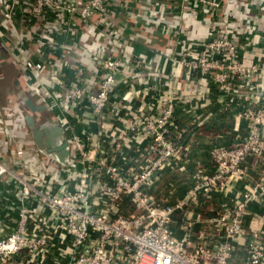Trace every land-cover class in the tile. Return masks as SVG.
I'll list each match as a JSON object with an SVG mask.
<instances>
[{"label":"built area","instance_id":"1","mask_svg":"<svg viewBox=\"0 0 264 264\" xmlns=\"http://www.w3.org/2000/svg\"><path fill=\"white\" fill-rule=\"evenodd\" d=\"M148 1L154 6L146 10V28L153 31L160 27L164 34L176 36L182 49L174 53L171 60L183 67L185 75L199 74L206 90L215 87L241 100L240 114L246 122L245 132L231 144L213 149L212 172L198 168L195 173L198 185L206 192L226 190L229 179L243 171L244 159L260 155L264 148V108L258 106L264 98L261 85L264 52L252 57L247 44H241L238 36L230 35V23L222 29L209 26L206 38L198 42V49L194 48L193 41L184 38L180 26H191L192 30L202 16L218 13L238 15L249 30L254 28L255 20L235 10L239 6L237 0H228L226 8L221 0H179L181 9L178 12L168 11L161 2L156 3L157 0ZM262 3L260 7L264 11V1ZM112 6L110 0H0V45L4 46L5 39L11 40L15 58L9 62L14 60L13 64L19 66L22 87L31 96L41 97V102L52 95L60 100L64 110L85 104L92 114L99 115L110 103L112 94L119 93L121 87H129L131 81L145 84L149 78L145 81L147 74L140 76L139 69L144 65L150 67V60L145 54L133 57L128 46L136 38L123 35L125 25L117 33L110 30L108 52H97L93 77L89 80L95 89L82 86L76 71L66 81L61 66L54 63L52 57L44 58L40 47L37 54L28 49L27 42L34 35L38 45L49 46L52 50L55 47L74 48L76 32H70L72 28L68 26L74 16L87 26L80 40L84 35L85 40H96L106 16L114 12ZM248 6L243 5L246 10ZM57 34H67L71 42L57 44ZM98 45L95 43V47ZM189 55L190 59L182 57ZM156 75L162 85H167L165 70H159ZM3 78L4 70L0 68V79ZM173 98L171 95L163 99L161 111L155 116H137L132 120L151 136L153 159L143 172L129 174L121 173L108 161L104 151L94 157L90 155L82 141L71 133L68 138L73 159H78L77 162L88 159L85 170L75 169L74 160L67 167L58 168L37 161L29 138L23 142L13 135L25 129L16 105L11 99L0 104V147L6 142L9 155L18 158V163L11 158L10 167L0 156V182H15L20 200L15 226L0 233V264H43L46 240L35 228L28 227L37 219L40 230L43 226L59 228L62 235L69 238L71 252L65 256L59 253L54 259L60 264H118L120 254L125 255L121 259L125 264H225L232 238L243 232L238 219L248 201L257 196L255 188L245 192L232 208L219 212L213 219L224 233L216 253L206 250L201 240L196 241L191 250L187 249V242L175 239L166 225L170 208L159 211L144 195L143 188L152 175L181 153L180 145L169 136L176 119ZM112 107L118 108V105ZM58 121L66 131L70 129L65 118H58ZM12 166L18 168L15 170ZM58 173L65 174V179L62 186L56 188L50 184V178ZM72 182L74 186L70 188ZM122 194H127L135 206L134 211L126 215L113 211ZM33 202L39 206L37 211L28 206ZM227 218L231 223H226ZM259 237L260 232H255L249 243V264H262L264 259V244Z\"/></svg>","mask_w":264,"mask_h":264},{"label":"crops","instance_id":"2","mask_svg":"<svg viewBox=\"0 0 264 264\" xmlns=\"http://www.w3.org/2000/svg\"><path fill=\"white\" fill-rule=\"evenodd\" d=\"M110 1L114 5L111 7L114 12L106 16L103 28L99 30L100 36L96 40H85V35L84 39L80 40L87 26L81 24V20L74 16L75 19L68 22V26L72 28L70 32H76L74 48L55 47L53 51L49 46L38 45L37 36L34 35L27 42L28 49L37 54L40 47L44 58L52 57L51 60L61 66L66 81L70 78V74L76 71L82 86L95 89L89 80L93 77L92 68L95 65L97 52L99 54L108 52L111 43L110 30L117 33L119 28L125 25L123 35L126 38L130 36L136 38L135 42L129 44L131 46H128V50L134 58L145 54L150 60V67L144 65L139 69L142 73L140 76L147 74L144 80L149 79L145 84H141L143 81L135 84L131 81L129 87H121L119 93L112 94L110 103L99 115L92 114L85 104L73 105L64 110L60 100L52 95L46 98L47 103L42 101L47 105L45 113L53 115L56 119L65 118L70 125V129L66 131L67 135L70 133L76 135L93 157L104 151L108 161L121 173H139L150 166L153 159V141L149 133L144 128L135 126L132 120L137 116H155L161 111V101L173 95L176 119L170 128L169 136L172 141L180 145L181 153L152 175L149 184L143 188L144 195L157 210L170 208L166 225L175 239L187 242V249L191 250V246L201 240L206 250L216 253L224 233L219 231L213 219L219 212L232 208L238 199H242L245 192L255 188L258 192L257 196L248 201L238 219L243 232L232 238L231 250L225 257V264H249L248 246L255 232H260L259 241L264 244V148L260 155L244 159L243 171L229 179L226 190H214L208 193L198 185L195 177L198 168L208 172L214 170L212 161L214 148L231 144L237 136L245 132L246 122L240 114L241 100L222 93L215 87L206 90L199 74L186 76L183 67L171 60L173 54L182 49V44L173 33L164 34L160 27L153 31L146 28L145 14L148 8L154 6H150L148 0ZM227 1L221 0L223 8L227 7ZM237 1L239 6L235 10L251 16L252 20H255L252 21L254 28L247 29L238 15L228 13L225 16L218 13L215 16L210 14L209 20L207 16H202L192 30L191 26L181 25L182 35L189 42L193 41L194 48L198 49V42L206 38L209 26L222 29L226 23H230V35L238 36L241 44H247L252 57L261 56L264 52V11L260 6L264 0ZM119 2L123 5L120 6ZM125 2L127 4H124ZM158 2L166 6L168 11L178 12L181 9L179 0H157L156 3ZM245 3L249 5L248 10L243 7ZM55 39L60 45L71 42L67 34H57ZM95 43L99 45L95 47ZM12 57L15 58L11 40L5 39L4 46L0 45V68L4 70V78L0 79V104H6V101L11 99L18 107L19 100L12 89L14 85L10 89L8 83L4 84V81L10 80L11 84L16 80L24 84L19 66L13 64L14 60L9 62ZM182 57L190 59L191 55ZM159 70L167 72V85L160 83V78L156 75ZM261 85L264 93V78L261 80ZM31 98L41 100V97L36 95H32ZM114 104H117L118 108H113ZM258 106L264 108V98L260 100ZM17 133L24 136L21 130L13 135L16 137ZM7 146L6 142L1 145L0 156L4 163L11 167V158L17 163L18 158L9 155L10 148ZM35 158L42 162L37 155ZM77 160H74L75 169L85 170L88 159L78 162ZM42 163L53 166L48 162ZM12 168L16 170L18 167L12 166ZM63 179L65 174H55L50 178V184L58 188L62 186ZM73 186L72 182L70 188ZM121 197L117 208L113 207L114 213L126 215L133 212L135 206L130 202L129 196L122 194ZM36 204L33 202L28 206L37 211L39 206L37 207ZM19 208L18 185L13 181L0 182V233L6 228L12 229L15 226ZM226 223H231V219L227 218ZM40 225L37 219L28 227L35 228L46 240L43 264H60L54 259L59 253L65 256L71 252L69 238L64 237L59 228L43 226L40 230L38 227ZM119 257L118 264H125L121 261L125 255L120 254ZM60 260L63 261L61 258Z\"/></svg>","mask_w":264,"mask_h":264},{"label":"water","instance_id":"3","mask_svg":"<svg viewBox=\"0 0 264 264\" xmlns=\"http://www.w3.org/2000/svg\"><path fill=\"white\" fill-rule=\"evenodd\" d=\"M16 98L23 104V124L29 142L42 162L67 167L73 159L71 144L66 130L53 115L46 114L47 105L33 100L18 80L14 84ZM46 115L43 117V115Z\"/></svg>","mask_w":264,"mask_h":264},{"label":"rangeland","instance_id":"4","mask_svg":"<svg viewBox=\"0 0 264 264\" xmlns=\"http://www.w3.org/2000/svg\"><path fill=\"white\" fill-rule=\"evenodd\" d=\"M12 78V77H11ZM10 79V78H9ZM6 83H8V86L10 87V89H11V87H12V84H11V80L10 81H4V84H6ZM13 90H14V88H12ZM7 100V99H6ZM15 101H17V100H15ZM17 103L18 104H20L18 107H17V111H18V113L19 114H23V113H25L26 112V110L24 109V106H23V104L21 103V102H19V101H17ZM46 115L44 114L43 115V117H45ZM25 128V127H24ZM22 132H23V134H24V136L23 135H19V133H17V136H16V138H18L19 139V141L20 140H23V142H25L24 140H26V139H28L29 138V136H28V134H27V132H26V129H24V130H21ZM25 137H27L26 139H25ZM29 140V139H28Z\"/></svg>","mask_w":264,"mask_h":264},{"label":"trees","instance_id":"5","mask_svg":"<svg viewBox=\"0 0 264 264\" xmlns=\"http://www.w3.org/2000/svg\"><path fill=\"white\" fill-rule=\"evenodd\" d=\"M33 154V153H32ZM34 155V154H33Z\"/></svg>","mask_w":264,"mask_h":264}]
</instances>
